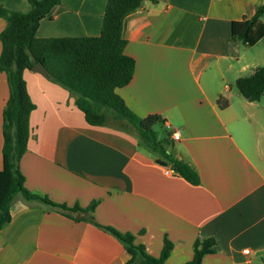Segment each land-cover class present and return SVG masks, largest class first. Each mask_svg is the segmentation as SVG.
<instances>
[{"label":"crops","instance_id":"obj_1","mask_svg":"<svg viewBox=\"0 0 264 264\" xmlns=\"http://www.w3.org/2000/svg\"><path fill=\"white\" fill-rule=\"evenodd\" d=\"M263 3L144 0L123 21L124 54L134 61V72L117 93L137 117L158 116L163 139L165 123L179 130L180 140L168 139L165 149L196 171L199 185L158 164L156 155L138 146L125 121L89 126L74 96L47 77L24 71L35 105L31 137L19 161L25 188L69 208L97 201L95 223L131 233L152 257H159L166 238L173 248L165 264L191 261L198 238L216 243L215 253L201 264H264V94L248 102L218 81L234 85L264 65V38L244 47L230 37L231 22L251 18ZM105 4L61 0L51 18L39 23L36 37H97ZM0 5L29 10L27 0H0ZM5 25L0 19V32ZM7 98L6 76L0 73V170ZM219 98L229 102L226 108H219ZM10 215L0 230V264L128 260L119 240L66 212L19 197Z\"/></svg>","mask_w":264,"mask_h":264},{"label":"trees","instance_id":"obj_2","mask_svg":"<svg viewBox=\"0 0 264 264\" xmlns=\"http://www.w3.org/2000/svg\"><path fill=\"white\" fill-rule=\"evenodd\" d=\"M144 0H106L102 25L97 37L37 38L39 23L50 17L51 9L61 0H27V12L9 11L0 5V19L5 28L0 32V73H4L8 98L2 111V169L0 170V230L11 220L10 207L16 198L43 204L66 212V215L93 223L117 240L128 255L125 264H165L173 244L166 238L159 257L148 255L142 245L135 244L131 233L95 223L92 213L98 202L86 208L57 205L48 198L34 194L24 186L19 161L27 151L31 137L30 114L35 105L27 94L24 71H32L41 63L48 72L47 79L75 97V106L83 114L87 125L104 126L108 119L125 121L137 134L138 146L156 155V162L169 166L173 173L191 185H199L196 171L187 163L167 152V138L158 140L153 127L159 117L139 118L133 114L118 95L117 90L129 84L134 72V61L124 54L126 41L122 37L124 19L135 12ZM264 3L251 18L232 21L231 40L244 47H253L264 38ZM234 87L243 99L257 102L264 94V65L249 76L238 78ZM218 106L224 109L229 102L219 98ZM86 218H75L74 215ZM214 238H198L193 244L192 260L186 264H201L204 256L215 253Z\"/></svg>","mask_w":264,"mask_h":264},{"label":"rangeland","instance_id":"obj_3","mask_svg":"<svg viewBox=\"0 0 264 264\" xmlns=\"http://www.w3.org/2000/svg\"><path fill=\"white\" fill-rule=\"evenodd\" d=\"M241 45V44H240ZM208 73H209V70L208 71H206V75H208ZM228 77V76H227ZM218 81L220 82V84L222 85V86H224L225 84H227L228 86H230L231 87V89L232 90H235V87H234V85H232V83H229L228 81H226V80H221V78L220 77H218ZM153 131L156 133V136H157V139L158 140H162L163 139V137H164V130L160 127V125L159 124H156L154 127H153ZM249 155L251 156V158L253 159V160H257L256 159V156H255V154H254V152H249Z\"/></svg>","mask_w":264,"mask_h":264},{"label":"built area","instance_id":"obj_4","mask_svg":"<svg viewBox=\"0 0 264 264\" xmlns=\"http://www.w3.org/2000/svg\"><path fill=\"white\" fill-rule=\"evenodd\" d=\"M165 127L167 129V133L169 134V139L171 141H179L180 140L179 130L172 129L168 123H165ZM245 252H248V251H245Z\"/></svg>","mask_w":264,"mask_h":264},{"label":"water","instance_id":"obj_5","mask_svg":"<svg viewBox=\"0 0 264 264\" xmlns=\"http://www.w3.org/2000/svg\"><path fill=\"white\" fill-rule=\"evenodd\" d=\"M32 72L38 73L43 77H48V72L41 63H37L36 65H34V67L32 68Z\"/></svg>","mask_w":264,"mask_h":264}]
</instances>
